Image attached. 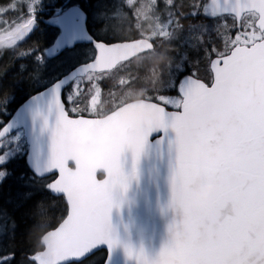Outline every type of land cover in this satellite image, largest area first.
Returning <instances> with one entry per match:
<instances>
[{
	"label": "snow or ice",
	"instance_id": "1",
	"mask_svg": "<svg viewBox=\"0 0 264 264\" xmlns=\"http://www.w3.org/2000/svg\"><path fill=\"white\" fill-rule=\"evenodd\" d=\"M4 17L0 184L23 170L0 264L21 209L19 264H264V0H0Z\"/></svg>",
	"mask_w": 264,
	"mask_h": 264
},
{
	"label": "trees",
	"instance_id": "2",
	"mask_svg": "<svg viewBox=\"0 0 264 264\" xmlns=\"http://www.w3.org/2000/svg\"><path fill=\"white\" fill-rule=\"evenodd\" d=\"M55 2L63 3L65 2V0H55ZM84 2L87 3L88 0H84ZM4 19H8V18L4 17ZM40 28L51 31L50 26L43 23L42 21L40 23ZM30 43L31 41H29V44ZM25 47H27V45H25ZM14 167L16 169V174L8 178L2 184H0V203H3V201L5 199H8L9 197H15L16 193L19 190L17 176L23 170V163L22 162L18 163ZM16 220L18 227L16 231V241L13 246L17 250L16 264H19L20 260L22 259V253L19 251V249L21 248L27 249L30 245L34 244L33 234L37 229L34 223L30 222L25 218L23 209H21L16 213ZM2 239L3 238L0 237V250H2L3 248ZM102 255H103L102 253L98 254V256H102Z\"/></svg>",
	"mask_w": 264,
	"mask_h": 264
},
{
	"label": "water",
	"instance_id": "3",
	"mask_svg": "<svg viewBox=\"0 0 264 264\" xmlns=\"http://www.w3.org/2000/svg\"><path fill=\"white\" fill-rule=\"evenodd\" d=\"M50 19V17H46L44 21L47 23V21ZM166 236V225L164 222H160L158 224V230L157 234L152 236H146L144 239L145 247L148 248L150 251H156L159 249V247L162 245L163 240Z\"/></svg>",
	"mask_w": 264,
	"mask_h": 264
},
{
	"label": "rangeland",
	"instance_id": "4",
	"mask_svg": "<svg viewBox=\"0 0 264 264\" xmlns=\"http://www.w3.org/2000/svg\"><path fill=\"white\" fill-rule=\"evenodd\" d=\"M0 19H4V18H0ZM4 27L3 24H0V29H2Z\"/></svg>",
	"mask_w": 264,
	"mask_h": 264
}]
</instances>
